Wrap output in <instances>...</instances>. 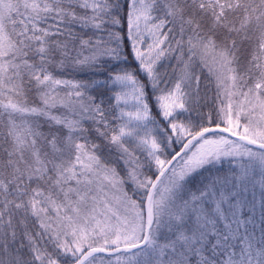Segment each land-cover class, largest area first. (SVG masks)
<instances>
[{"label":"snow or ice","instance_id":"obj_1","mask_svg":"<svg viewBox=\"0 0 264 264\" xmlns=\"http://www.w3.org/2000/svg\"><path fill=\"white\" fill-rule=\"evenodd\" d=\"M0 264H264V0H0Z\"/></svg>","mask_w":264,"mask_h":264},{"label":"trees","instance_id":"obj_2","mask_svg":"<svg viewBox=\"0 0 264 264\" xmlns=\"http://www.w3.org/2000/svg\"><path fill=\"white\" fill-rule=\"evenodd\" d=\"M205 75H206V72H205Z\"/></svg>","mask_w":264,"mask_h":264}]
</instances>
